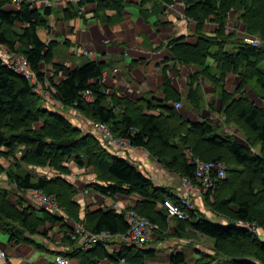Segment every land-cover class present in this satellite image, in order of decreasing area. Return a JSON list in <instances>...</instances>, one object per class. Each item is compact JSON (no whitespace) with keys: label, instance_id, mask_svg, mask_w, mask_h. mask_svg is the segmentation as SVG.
Wrapping results in <instances>:
<instances>
[{"label":"trees","instance_id":"1","mask_svg":"<svg viewBox=\"0 0 264 264\" xmlns=\"http://www.w3.org/2000/svg\"><path fill=\"white\" fill-rule=\"evenodd\" d=\"M149 1L157 6L174 2L140 0L139 7ZM181 2L184 17L195 24L192 36L196 41L192 44L186 42L184 36L172 38L167 47L174 65L197 68L186 78L187 93L184 96L173 86L169 66L161 69L160 96L130 99L108 92L102 81L103 72L110 66L108 62L89 60L75 67L54 64L56 43L46 42L37 33L39 27L48 28L49 6L40 11L32 7L30 1L20 0L18 9H13L11 0H0V45L24 55L31 73L38 79L44 78L45 72L41 70L44 66L53 65L48 81L63 108L74 109L89 121L105 123L114 135L129 138L132 146L143 148L179 177L194 175L195 167L187 160V150L192 158L225 162V178L217 181L203 197L211 212L210 218L196 208L189 210L186 219L173 218V232L169 234L162 202L178 200L171 187L155 186L128 160L109 155L101 141L89 132L83 133L63 112L54 109L53 103L34 92L33 85L25 77L3 64L0 58V159L8 162L6 168L0 165V172L3 171L9 180V187L0 186V219L4 223H16L30 235L39 227L46 229V222L51 227L58 226L59 230L65 227L63 217L44 211L43 218H39L32 205L24 206L20 200L15 204L9 201L10 194L16 189L25 192L29 188L54 195L66 216L69 214L74 221L80 220L78 204L72 199L75 189L69 183L58 176L48 178L45 175L32 181L34 173L28 170V167H49L62 172L67 168L64 162L71 160L77 166H93L97 182L91 186L99 193L137 195L139 199L132 208L159 227L149 242L120 243L111 255L99 242L87 248L78 245L80 251L74 255L80 264H96L105 256L115 263L123 260L126 264H145L146 257L154 255V248L148 247L154 240L171 235L187 237L192 232L211 238L214 245L212 254L202 252L193 264H213L218 256L227 258L229 264H264V242L235 225V221L244 220L264 227V106L255 105L244 93L248 83L254 81L260 87L256 95L264 102V70L259 67L264 61V0ZM126 3L125 0H79L76 5H67L63 19L75 18L82 6L93 4V17L109 23L110 15L121 16ZM163 11L161 6L159 12ZM206 23L215 25L212 32H205ZM237 23L243 26L240 31L236 28ZM229 24H232L230 30ZM13 27L19 31H13ZM248 36L259 38L261 43L257 46L247 43L245 38ZM60 72L63 77L55 82L53 79ZM229 72L238 76L232 92L224 87ZM200 78L214 86L215 97L209 101L203 98ZM86 91L89 100L84 97ZM217 101L221 124H233L243 134L245 144L224 133L212 119H184L180 109L172 104L178 102L198 113L206 106L213 113ZM46 104L50 106L46 107ZM131 128L135 130L133 133ZM210 194L212 199L208 197ZM211 217L226 218L227 223L223 224L221 219L214 221ZM82 221L91 233H124L129 227L123 211L111 208L86 209ZM3 225L0 222V227ZM71 233L69 227L62 239L76 244ZM196 252L200 251L196 249ZM169 264H187L185 255L182 252L172 254Z\"/></svg>","mask_w":264,"mask_h":264},{"label":"crops","instance_id":"2","mask_svg":"<svg viewBox=\"0 0 264 264\" xmlns=\"http://www.w3.org/2000/svg\"><path fill=\"white\" fill-rule=\"evenodd\" d=\"M77 1L79 0H36L35 4L33 3L32 7L39 8L40 11L44 10L46 2H48L47 6L51 8L49 14L46 16L48 28L39 27L37 33L46 42L52 40L56 43L52 60L54 64L68 67L85 64L89 61L86 56H75L71 53L73 47L81 45L93 53L95 60L110 63L109 68L103 72L102 80L107 86L108 92H115L119 96H126L130 99H136L141 96L148 98L160 96L159 87L162 84L161 69L163 66H169L173 86L183 96L187 93L186 78L195 72L197 68L191 65H180L179 63L174 65L172 55L167 47V42L172 38L184 36L185 41L188 43L193 44L196 41V38L192 36L195 24L184 17L181 0H174L173 4L168 6L161 5L162 9H164L163 12H159L161 6L155 5L152 1H149L144 7L140 8V0H125L127 3L121 16L117 18L110 15L111 19H109V23L93 17L95 9L93 4L82 6L79 16L63 19V12L67 8V5H76ZM214 28L215 25L211 23H206L204 26V30L207 33L212 32ZM131 63L133 64L132 68H130ZM52 66L51 64L47 65L48 73L50 68L53 69ZM174 69L177 72H174ZM62 77L63 73L60 72L55 75L53 80L56 82ZM237 83V76L230 72L226 74L224 83L226 90L232 92V88ZM200 86L205 100L209 101L215 97L214 86L211 83L200 78ZM256 88L254 81H250L245 87V91L243 90L252 102L255 100L250 96L248 89L252 90ZM255 105L259 106L256 103ZM207 108L205 106L199 113L196 110L195 112L198 116L207 117L208 119L214 117V115L222 117L219 112L220 104L218 101L213 113H210ZM179 111L180 114L186 117L184 107ZM72 112H74L76 117L70 119V121L82 129L83 133L89 132L99 140L98 133L92 126L93 121H89L77 111L73 110ZM72 112L69 113V116L73 114ZM188 113L191 114L190 111ZM77 117L78 120L73 122ZM186 119L190 118L186 117ZM190 121L195 120L191 119ZM102 145L109 155L128 160V162L151 179L155 186H168L171 187L175 194L178 192L179 175L167 170L143 148L136 147L123 150L114 145L106 146L103 143ZM28 168V170H32L34 173L32 181H36L37 176L45 175L48 178L58 176L69 183L75 189L72 199L78 204L79 219H82L86 209H113L114 205L120 207L134 206L139 199L137 195L124 196L116 194L108 196L99 193L91 186L92 183L97 182V178L94 168L90 164L76 167L77 172L70 173L69 175L55 172V170L51 171L47 167ZM25 194L27 195V193ZM204 202L205 200L198 197L194 201L195 208L201 213L205 209ZM23 205L31 206L29 201ZM33 209L35 215L39 218H43L44 211L50 213L48 208L38 205H33ZM206 209V212L211 215L208 208ZM67 217L68 219L64 222V228L62 227L59 230L58 226L51 227L46 222V229L39 227L33 235H30L16 223L9 225L0 219V222L5 224L0 227V247L6 251V258L0 259V264H57L56 259L58 256L66 257L70 264H80L79 259L74 255L75 252L80 251L78 242L74 244L67 238L62 239L64 232L69 227L72 228L71 224L74 222V219L69 214ZM211 219L218 222L220 219L221 221L223 220L218 217H211ZM186 231L188 232L189 229H186ZM192 233L187 237L154 240V243L152 242L149 244L151 246H148L154 248V255L146 257L145 264H169L170 256L178 252H182L185 255L187 264H193L204 252L198 244L199 237L206 238L212 246L213 241L207 236L196 232ZM190 244L194 246L192 249L200 251L197 252V256L193 255L195 251L192 252V249L185 248V245ZM104 248L110 255L114 253V250L118 249L116 246H113V243ZM165 248H167V251H163ZM207 252L209 254L213 253L211 249L210 251L205 249V253ZM96 264L126 263L121 260L115 263L105 256L98 259Z\"/></svg>","mask_w":264,"mask_h":264},{"label":"built area","instance_id":"3","mask_svg":"<svg viewBox=\"0 0 264 264\" xmlns=\"http://www.w3.org/2000/svg\"><path fill=\"white\" fill-rule=\"evenodd\" d=\"M19 0H11V4L16 5ZM48 5V4H47ZM245 41L251 45L257 46L261 43L260 39L257 37H246ZM71 53L75 56H86L89 60H95V56L88 49L81 45L73 47ZM0 58L1 62L16 73L25 77L32 85L33 91L44 96L47 101L53 103L55 100L54 94L56 90L48 81L47 71L43 68L45 72L43 79H38L34 76L30 69L29 64L24 55L19 53L10 52L5 45H0ZM86 100L90 99L89 92L86 91L84 94ZM176 109L181 107L178 102L172 103ZM93 129L98 133L99 140L106 146H116L123 150L129 148H136L131 145L129 138L121 135H114L109 127L100 121L92 122ZM135 130L131 128V133ZM188 156V162L194 164L195 170L192 177L182 176L179 177L178 182V192L176 196L178 200L172 201L166 199L162 202V206L165 208L167 213V232H172L173 218L186 219L189 210H195V198L203 197L212 189L214 184L224 179L226 176L227 165L223 161H205L199 158H192L190 152L186 151ZM23 194V190L17 191V194ZM27 193L28 201L30 204L38 205L41 207L48 208L50 213L53 215L63 217L64 222L68 219L65 213L57 205L54 195L45 193L43 190L38 188H29L25 191ZM120 207L114 205L113 210L123 211L124 217L129 225L128 230L124 233L111 234L107 231H101L98 233H91L84 228V223L82 219L74 221L71 224L72 233L71 237L77 240L78 245L82 248H87L97 242L101 243L105 247L113 246L119 248L120 243L125 242H135L144 244L152 240L154 237V231L159 229L158 225L147 217L139 214L136 210L132 208ZM235 225L247 230L259 241L264 242V227L257 225L255 222L237 220ZM6 258V251L0 247V259ZM124 262L123 260H121ZM57 264H70L66 257L58 256L56 259Z\"/></svg>","mask_w":264,"mask_h":264},{"label":"rangeland","instance_id":"4","mask_svg":"<svg viewBox=\"0 0 264 264\" xmlns=\"http://www.w3.org/2000/svg\"><path fill=\"white\" fill-rule=\"evenodd\" d=\"M35 1L36 0H31L30 2H31V6H33V3L35 4ZM44 4V3H43ZM45 4H48V2H46ZM167 7V6H166ZM177 10V9H176ZM232 25V24H231ZM236 28L238 29V31H240V29H243V26L241 25V23H237V25H236ZM13 31H19V29L17 28V27H13ZM46 67L47 66H45V67H43L44 69H46ZM259 67H261V69L262 70H264V61L259 65ZM51 71H52V69H51ZM51 71H50V73H51ZM48 74L47 73V75L48 76H50L51 74ZM235 76H237L236 74H234ZM237 78H238V76H237ZM257 88L256 89H252V90H250V89H248L249 90V94H250V96L255 100L254 102L256 103V104H258L259 106H264V102L261 100V99H259L258 98V96L256 95V94H254V93H256V90H258V91H260V87L257 85L256 86ZM230 88H232V87H230ZM235 87H233L232 89H234ZM254 93H253V92ZM54 97H55V100H53L52 102H53V104H54V109H56V110H60L61 112H64L65 113V115L69 118V119H72V118H75L76 117V115L74 114V112H72L73 110H71V109H69V108H63V106H62V104L59 102V100L56 98V96H55V94H54ZM207 102V101H206ZM253 102V103H254ZM254 103V104H255ZM183 105V104H182ZM46 107L47 106H50V105H48V104H46L45 105ZM184 107V106H183ZM183 107H180L179 109H181V108H183ZM184 109L186 110V112H185V114H186V117H188V118H190V119H187V120H191V119H194V120H196V119H207V117H201V116H198L197 114H196V112H195V110L193 109V108H189V109H186L185 107H184ZM188 111H190L191 112V114L190 113H188ZM73 113L71 116H69V113ZM182 115V117L184 118V119H186V117L183 115V114H181ZM207 116V115H206ZM210 119H212V122H216L215 124L216 125H219L220 127H222L223 128V131H224V133H227V134H229V135H231L235 140H237V141H240L241 143H243L244 144V142H246L245 140H244V136H243V134L240 132V131H238L237 130V128L233 125V124H230V126L229 125H225V126H223L222 124H221V122H220V120H221V118L220 117H218V116H216V115H214V117H210ZM78 120V117L75 119V120H73V122H76ZM0 165L3 167V168H6L7 167V165H8V162L6 161V160H4V159H0ZM64 165H65V167H67L66 168V171H62L63 172V174H70V173H76L77 172V170H76V167H79V166H77V165H75L71 160H69V161H65L64 162ZM48 169H50L51 171H53L54 169H51V168H49V167H47ZM6 181V182H5ZM0 186H4V187H9V180L7 179V176H5V173L3 172V171H1L0 172ZM9 191V190H8ZM24 193L25 192H23V194H17V189L15 190V191H13V193H11L10 194V196H9V201L11 202V203H13V204H15L16 202H18V200H20V201H22V204H24L25 202L27 203L28 202V198H27V195L25 194L24 195ZM213 194V193H212ZM212 194H210L208 197H210V199H212ZM205 204V203H204ZM196 207V206H195ZM207 207L205 206V209L203 210V213L205 214V216L207 217V218H210V214L209 213H207L206 211H207V209H206ZM231 208L232 209H234V207H232L231 206ZM209 211V210H208ZM223 220L221 221V222H223V224H225V223H227V219L226 218H222ZM173 232V231H172ZM172 232H170L171 234H172ZM169 233V234H170ZM169 236V235H168ZM176 237H178V236H173V235H171L169 238H167V239H171V238H176ZM199 237V236H198ZM200 239H198V241H199V246H201V248H202V251H204L205 252V249H207L208 251H210V249L212 250V248L214 247V245L212 246L211 244H209V242H208V240L206 239V238H204V237H199ZM194 246L192 245V244H190V245H185V248L186 249H192ZM210 248V249H209ZM163 251H167V248H165V249H163ZM193 251H195V249H192V252ZM207 253H209V252H207ZM187 254V253H186ZM193 255H198V253L195 251V252H193ZM196 256H195V258H196ZM213 264H228L227 263V258H224V257H222V256H219V257H217L216 259H214V261H213Z\"/></svg>","mask_w":264,"mask_h":264},{"label":"clouds","instance_id":"5","mask_svg":"<svg viewBox=\"0 0 264 264\" xmlns=\"http://www.w3.org/2000/svg\"><path fill=\"white\" fill-rule=\"evenodd\" d=\"M19 1H20V0H19ZM46 6H47V4H46ZM12 8H13V9H18V3H17L16 5H14V6H13V4H12ZM248 37H249V36H248Z\"/></svg>","mask_w":264,"mask_h":264}]
</instances>
